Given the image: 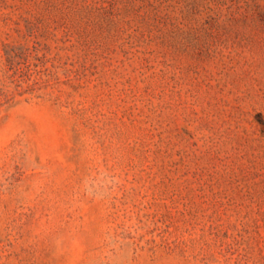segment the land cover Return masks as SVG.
Masks as SVG:
<instances>
[{
    "label": "rangeland",
    "instance_id": "obj_1",
    "mask_svg": "<svg viewBox=\"0 0 264 264\" xmlns=\"http://www.w3.org/2000/svg\"><path fill=\"white\" fill-rule=\"evenodd\" d=\"M0 264H264V0H0Z\"/></svg>",
    "mask_w": 264,
    "mask_h": 264
}]
</instances>
